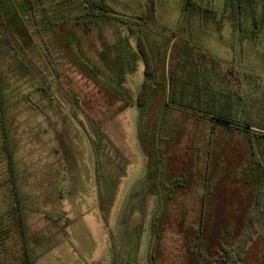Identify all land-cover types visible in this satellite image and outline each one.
Masks as SVG:
<instances>
[{
	"label": "rangeland",
	"instance_id": "1",
	"mask_svg": "<svg viewBox=\"0 0 264 264\" xmlns=\"http://www.w3.org/2000/svg\"><path fill=\"white\" fill-rule=\"evenodd\" d=\"M9 1L0 86L33 264H221L257 199L241 264H264V1L244 9L241 40L224 0H90L106 11L88 17L83 0ZM137 38L155 82L142 108ZM182 65L200 67L179 84L204 91L209 67L227 128L164 104ZM167 115L171 137L152 131Z\"/></svg>",
	"mask_w": 264,
	"mask_h": 264
},
{
	"label": "trees",
	"instance_id": "2",
	"mask_svg": "<svg viewBox=\"0 0 264 264\" xmlns=\"http://www.w3.org/2000/svg\"><path fill=\"white\" fill-rule=\"evenodd\" d=\"M255 2L256 0H224L229 12L228 18L232 27V32L240 40L244 9L246 7L252 8ZM83 3L87 10V17L91 16L92 13H96L97 10L98 12L106 11L103 4H97L90 0H83ZM190 3L191 0H184L183 6L186 8ZM137 19L140 20L141 17L139 16ZM123 23L128 24L126 21H123ZM127 26L131 34L136 32V30L133 31L130 28L129 24ZM252 27V35H254L258 30L257 24L254 20L252 21ZM243 38L244 37H242V39ZM137 46L144 61L145 78L138 92L135 105L138 108H142L152 97L155 90V82L149 55L144 50L140 38H137ZM168 81L170 88L168 101L173 103V100H176L174 97V87L178 85L179 80L178 78L174 80V86L171 82L170 76H168ZM194 87L196 88L195 85ZM1 89L0 86V264H33L25 231L26 227L24 224L23 205L18 194L12 152L5 126ZM180 100L184 103L183 106L194 114L200 113L207 117L211 115L212 119L218 121L219 124H227L226 122L229 121L224 118L223 115L212 114L209 109L208 100L199 94H195V91L191 92L190 95L181 96ZM246 128H248V130L252 128L250 123L246 122ZM259 196L260 195H258V197ZM260 206V199H257L248 219V227L243 231L235 246L232 248L222 247L217 252L215 260L221 262V264H241L243 254L245 253L249 242L257 232L256 221L261 212Z\"/></svg>",
	"mask_w": 264,
	"mask_h": 264
},
{
	"label": "crops",
	"instance_id": "3",
	"mask_svg": "<svg viewBox=\"0 0 264 264\" xmlns=\"http://www.w3.org/2000/svg\"><path fill=\"white\" fill-rule=\"evenodd\" d=\"M4 2L2 3V2H0V4H3V6H1L0 5V9H4V7H6V9H11L10 8V4H9V0H3ZM39 1H41V0H39ZM20 3L21 4H24V6L26 7L27 6V4H29V0H20ZM23 7V6H22ZM24 8V7H23ZM85 4L83 3V7H82V10L83 11H85ZM82 17H84L85 18V12L83 13V15H82ZM124 42V41H123ZM125 43V42H124ZM122 48H123V46H122ZM194 64V63H193ZM199 67H200V65H198ZM204 66V65H203ZM183 65L181 66V68H179L178 69V74H177V76H176V78H178V80L180 79V77H181V73H180V70L181 69H185V72H188V70H196V69H199V67H194V68H187V67H183ZM196 68V69H195ZM205 68H206V70H207V72L206 73H204L203 74V76H204V78H205V81L207 82H205V85H206V88H205V91L204 90H201V89H203L202 87L201 88H199L197 85H195L196 86V88L193 86V87H191V88H183L182 87V85L181 84H179L178 83V85L177 86H175L174 87V97L176 98V100H173V103H171L170 101H168V99H164V104L165 103H168V104H173V112L174 113H180V114H183V115H187V116H191V117H193L194 118V120H196L197 122H199V123H202V124H205V125H207L208 126V131H209V134L210 133H212V131L215 129V128H218L219 126H221V127H224V128H227V126H225V124H219V125H215V124H211L212 123V121H213V119H212V117L210 116V117H207V116H203L202 114H200V113H192L190 110H188V109H186L185 108V106H183V102L180 100V98H181V96H183V95H190V93L191 92H197L199 95H201L202 97H208V104H209V109H210V112L212 113V114H214V115H221V114H219V113H222V108L223 107H225V106H228V105H224V104H222V102H221V100H222V97H218L219 95H222V93H220V92H217L216 91V87H215V84H213L212 86H210L209 87V67L207 68L206 66H205ZM204 68V69H205ZM201 72H203V71H201ZM164 75V74H163ZM196 75H198V73H195V76ZM210 75H212V74H210ZM165 76V75H164ZM214 78H215V76H214ZM165 82V81H164ZM179 82H181V80H179ZM165 85H166V82H165V84L163 85V90H164V96H168L169 97V95H170V88H169V85H167L166 87H165ZM201 85H203V84H201ZM195 89V90H194ZM204 92H206V94H208V95H206V94H204ZM205 95V96H204ZM209 96H211L210 97V101H209ZM223 96V95H222ZM228 98V97H227ZM226 98V99H227ZM226 104H229V103H226ZM216 105L217 106H219V110H212L211 108H215L216 107ZM172 112V113H173ZM164 114H165V110H163V108H161L160 109V111H159V113H158V116H161V117H163L164 116ZM167 118H169L168 117V115H167ZM170 119V118H169ZM161 120V119H160ZM159 120V121H160ZM154 121H156L155 119H154ZM158 121V122H159ZM174 120H169V123L168 124H165V125H163V129H162V123H160L159 125H155L154 127H153V129H152V131H154V132H164V135L163 136H168V137H171L172 135H174V134H171V132H177V127L175 126V124H174V122H173ZM157 122V121H156ZM251 130V129H250ZM211 131V132H210ZM203 191H204V189H203ZM200 197H204V194H201L200 195ZM198 229H199V233L201 232V229L200 228H198L196 225H195V227H194V231L195 232H197L198 231Z\"/></svg>",
	"mask_w": 264,
	"mask_h": 264
}]
</instances>
